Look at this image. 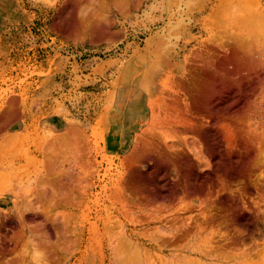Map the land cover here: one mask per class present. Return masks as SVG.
Returning a JSON list of instances; mask_svg holds the SVG:
<instances>
[{
  "label": "rangeland",
  "instance_id": "rangeland-1",
  "mask_svg": "<svg viewBox=\"0 0 264 264\" xmlns=\"http://www.w3.org/2000/svg\"><path fill=\"white\" fill-rule=\"evenodd\" d=\"M130 1L81 0L76 14L101 11L114 24L104 35H86L65 31L59 0H0V264H122L124 250L128 254L143 242L149 250L161 247L163 225L136 226L139 197L122 185L123 142L130 144L128 136L147 110L143 63L153 50L173 54L189 40V29L206 21L196 13L208 0H143L124 16ZM175 2L201 6L188 12L184 5L178 12ZM189 145L195 159L205 162L200 144L191 138ZM148 183L141 197L152 189ZM155 204L162 207L163 200ZM220 223L218 235L182 243L183 249L198 244L217 250L211 258L180 256L181 247L173 246L154 261L147 257L136 264H264L259 255L230 254L224 237L240 228L227 218ZM124 232L141 240L125 236V246ZM256 234L262 251L264 232Z\"/></svg>",
  "mask_w": 264,
  "mask_h": 264
},
{
  "label": "bare ground",
  "instance_id": "bare-ground-1",
  "mask_svg": "<svg viewBox=\"0 0 264 264\" xmlns=\"http://www.w3.org/2000/svg\"><path fill=\"white\" fill-rule=\"evenodd\" d=\"M80 1L59 0L63 5L60 17L65 31L86 35L110 32L112 22H108V16L103 20L105 15L101 11L98 13L102 16L97 11V14L79 11L81 15L76 17ZM130 2L122 6V15L128 16L130 10H138L143 4V0ZM207 2L196 13L206 15V21L189 29L192 34L189 40L180 41L173 54L160 47L153 50L150 61L142 65L147 67L142 78L147 110L143 120H138L140 126L128 136L130 144L126 146L123 142L126 150L121 184L132 187L139 197L135 205L140 206L141 215L136 226L147 230L163 225L167 233L158 235L159 249L149 250V244L143 242L135 250H128V246L130 252L126 254L121 246L118 254L124 250L120 255L125 259L122 264H136V260L140 262L147 257L153 260L159 254L170 253L166 249L173 246L181 247L180 256L211 258L217 250L198 244L183 249L182 243L190 237L214 234L218 228L221 233L220 222L224 218L240 228L234 230L236 234L232 237H224L229 241L226 248L231 250L230 254L247 259L259 255L264 260V249L259 251L255 240L256 233L264 232V8L259 0ZM174 5L178 12L184 5L188 12L201 6L192 2ZM191 29L198 30L197 35L193 36ZM192 42L194 46L188 48ZM181 56L183 61L178 62ZM191 138L202 147L205 162L195 159L189 148ZM149 180L152 189L147 191L148 196L141 197ZM73 192L69 193L71 199L75 198ZM160 199L162 207H155ZM133 234L124 232L122 243L127 244L131 238L141 240ZM125 236H128L126 243Z\"/></svg>",
  "mask_w": 264,
  "mask_h": 264
}]
</instances>
